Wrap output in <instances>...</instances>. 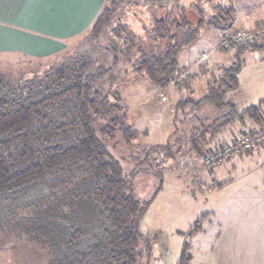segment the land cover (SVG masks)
Here are the masks:
<instances>
[{
	"label": "trees",
	"instance_id": "16d2710c",
	"mask_svg": "<svg viewBox=\"0 0 264 264\" xmlns=\"http://www.w3.org/2000/svg\"><path fill=\"white\" fill-rule=\"evenodd\" d=\"M121 1L111 0L97 15L86 35L88 42L40 73L15 80L0 73V236H21L44 246L50 255L47 264H138L143 241L140 220L160 189L149 201H137L131 183L145 170L140 167L145 159L125 177L123 161L111 153L110 143L119 138L130 146L137 133L127 125L119 93L102 89L117 66L116 52L107 47L112 59L105 63L91 49L98 46ZM214 10L215 15L206 20L194 7L199 22L191 28L180 9L174 34L169 16L153 20L152 43L145 49L123 40L125 56L134 50L137 56L132 62L134 73L158 88L173 83L179 55L198 41L204 28L221 29L222 34L232 31L233 9L216 6ZM161 42H165L162 49ZM230 49L233 63L211 76L204 97L180 101L175 108L177 113L191 112V121L202 105L228 111L203 130L200 147L208 145L206 135L217 134L234 119L263 120L264 101L238 113L224 97L238 87L241 57L246 51L264 50V43L257 40ZM181 86L187 84L177 85ZM200 141L188 144L197 149ZM167 149L156 144L146 155ZM143 243L148 254L150 244Z\"/></svg>",
	"mask_w": 264,
	"mask_h": 264
},
{
	"label": "rangeland",
	"instance_id": "374dc122",
	"mask_svg": "<svg viewBox=\"0 0 264 264\" xmlns=\"http://www.w3.org/2000/svg\"><path fill=\"white\" fill-rule=\"evenodd\" d=\"M240 2L251 6L256 1ZM230 5V0H122L115 15L102 30L98 46L91 49L92 52L94 50L92 55L99 62L107 60L105 63L112 59L106 48L110 47L116 52L117 66L112 71L111 80L102 83V89L106 92L110 88L111 91L119 93L125 107L127 125L137 133L130 146L123 144L119 138L110 143L111 153L117 160L123 161L121 163L125 177L131 174L136 162L145 159L140 164L145 170L134 175L131 183L132 194L137 201H149L160 187L140 220L143 241L150 244V251L148 254L145 252V243L142 241L138 249V264H254V251L261 244L259 240H264V204L261 209L259 206L255 207L254 203L245 205L236 202L243 201L241 196L246 195L247 200L253 199L255 194L253 191H239L240 185L257 184L255 166L248 168L246 173L240 170L241 166L237 165L236 160L233 163L231 161L239 156H247L250 152L220 163L215 168H205V153L222 146L209 143L211 139L205 137L209 144L200 147L204 139L201 138L204 136L203 130L211 123H206L199 129V125L190 120L191 112H175L180 101L199 97L204 90V84L211 82V76L219 75L217 64L214 65L211 61L214 50L210 52L204 44H195L190 51L193 58L192 70L187 64L186 68L179 67L173 83L165 88H158L134 73L132 62L137 58L135 50L127 57L123 48V40L126 39L136 49L150 46L152 21L163 20L166 16L170 17L169 26L174 34L173 29L180 9L184 11L186 22L191 28H195L199 18L194 7L203 13L206 20H210L215 15L214 7L230 8ZM258 10L256 7V11ZM261 12H264V2L259 10ZM119 27H122V33ZM210 29L215 31L213 28H204L203 31ZM256 29L258 28L248 31L255 32ZM87 34L71 43L69 50L61 57L82 47ZM180 35L177 31V41ZM206 38L212 41L210 36ZM257 39L264 43V34H259ZM219 40L216 50H221L218 46ZM164 43L161 42L160 49ZM231 50L233 51H225ZM197 52L205 53L206 58L194 61L193 55ZM223 53L222 55L225 54ZM58 58L60 57L46 63L28 60L27 57H0V73L13 80L32 77L58 62ZM241 58L243 66L239 81L242 92L238 93L236 105L244 108L249 106L247 101L251 96L248 95L256 87L263 88L261 81L264 82V50L245 53ZM203 72L209 75L198 79ZM194 77H197L196 83L190 88ZM184 82L187 87H177ZM254 85L256 86L253 88ZM191 89L193 96L190 95ZM174 115H177L176 123L173 122ZM191 126L196 127V130H192ZM199 139V150L192 143L188 144L189 140L197 143ZM156 144L167 146L168 149L146 155L149 147ZM244 167L242 168L246 169ZM155 174L161 175V178ZM49 260L47 248L40 244L25 240L21 236H0V264H47Z\"/></svg>",
	"mask_w": 264,
	"mask_h": 264
},
{
	"label": "crops",
	"instance_id": "0c3cea01",
	"mask_svg": "<svg viewBox=\"0 0 264 264\" xmlns=\"http://www.w3.org/2000/svg\"><path fill=\"white\" fill-rule=\"evenodd\" d=\"M111 0H0V57L5 59L27 57L28 60H35L37 62H44L53 58H58V61L65 51L69 50L71 43L75 42L79 37L87 34L94 19L103 10ZM233 9V18L231 29L251 30L253 28L264 27V12L259 13L260 7L264 0H251V6L243 4L241 0H230ZM243 2L245 0H242ZM263 1V2H262ZM253 5V6H252ZM256 7L259 9L256 11ZM256 11V12H254ZM218 31V32H217ZM223 30L215 29L202 30L196 45L204 44V47L212 54L213 64H217L216 68L228 67L233 63L234 51L216 50V45L221 37ZM206 36H210L212 41L207 40ZM217 38V39H216ZM217 42L215 43V41ZM193 45L192 47L196 46ZM182 51L178 57V65L180 68L192 70L191 48ZM246 51L248 52H257ZM226 54H224V53ZM222 53L224 55H222ZM205 54L197 52L194 54V61L199 60L195 55ZM211 56V55H210ZM227 61V63H226ZM219 62L220 64H218ZM192 64V65H191ZM242 69V68H241ZM238 74V87L235 91L229 92L225 95V102L231 104L238 112H242L250 106H255V103L264 101V82L263 88L256 89L248 96H251L247 105L240 108L236 105V99L239 92H242L241 84ZM208 73L203 72L198 79L206 78ZM197 77L191 80L190 88L196 83ZM209 82L204 84L202 95L197 98H189L191 100H200L206 94ZM256 85L253 86V88ZM164 90V89H159ZM192 89L190 95L192 94ZM194 94V93H193ZM193 94L191 96H193ZM246 95L244 92L242 93ZM247 96V95H246ZM263 120L255 123L252 120L234 119L231 123L224 126L215 135L208 134L207 138L211 139L209 143L224 145L230 142L232 136L243 132H251L259 130L264 124V103H262ZM226 109L217 110L209 105H202L198 111L195 112V118L192 122L200 126H205L212 123L222 114L227 113ZM196 125V126H197ZM192 127V126H191ZM192 127V130H196ZM208 143V144H209ZM237 162L241 166L240 170L243 172L249 171L248 168L255 166V181L254 185L245 184L240 185V192L253 191L255 194L253 199L247 200L246 196H241L243 201H236L239 204L244 203L248 205L254 203L255 207L259 206L262 209L264 204V145L256 147L247 156H239L232 161ZM229 163V162H228ZM245 166L243 169L242 167ZM247 166V167H246ZM233 203V202H232ZM261 244L254 251V264H264V240H259Z\"/></svg>",
	"mask_w": 264,
	"mask_h": 264
},
{
	"label": "built area",
	"instance_id": "2783aa9c",
	"mask_svg": "<svg viewBox=\"0 0 264 264\" xmlns=\"http://www.w3.org/2000/svg\"><path fill=\"white\" fill-rule=\"evenodd\" d=\"M259 34H264V27H259L255 32L242 29L226 31L220 37L218 46L222 50H227L232 45L248 44L258 40ZM197 57L200 60L206 58L204 54ZM262 145H264V126L259 130L234 136L229 143L207 151L203 159L204 166L208 169L215 168L220 163L227 162L240 154L252 152L256 147Z\"/></svg>",
	"mask_w": 264,
	"mask_h": 264
}]
</instances>
